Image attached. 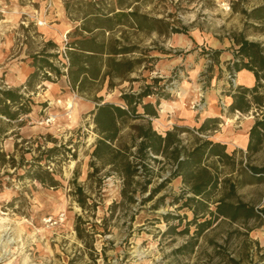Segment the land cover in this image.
<instances>
[{
  "label": "rangeland",
  "instance_id": "rangeland-1",
  "mask_svg": "<svg viewBox=\"0 0 264 264\" xmlns=\"http://www.w3.org/2000/svg\"><path fill=\"white\" fill-rule=\"evenodd\" d=\"M260 4L264 0H0V90L17 89L22 96L6 102L12 119L0 113V151L14 159L0 164V264H226L228 257H244L245 235L234 232L243 231L238 224L217 220L196 234V223L204 218L192 222V211L174 203L185 186L180 177L170 176L174 166L162 155H152L156 160H147L148 172L135 177L142 185L150 179L144 190L139 183L124 187L111 165L95 160L91 153L99 135L93 112L103 102L126 108L121 95L149 84L155 94L141 105L152 101L156 115L147 119L153 129L164 135L179 127L186 145L195 135L210 138L250 125L261 110L230 114L227 95L239 86L232 69L233 61H240L236 40L257 42L264 51V25L242 12ZM93 8L111 14L136 9L161 19L155 25L164 32L126 25L103 32L100 38L138 46L144 60L126 79H115L114 87L104 83L78 92L68 82L64 54L82 13ZM38 53L44 54L34 65ZM49 53L60 75L41 67L40 59ZM135 55L140 54H127ZM258 93L264 96V87ZM214 105L222 114L218 125L204 132L185 125L182 118L190 111L200 115ZM137 109L141 112L140 105ZM141 121L122 124L119 141L130 145L129 125ZM229 151L234 165L219 163L220 176H238L237 197L264 207V180L242 183L240 174L247 165H264V143L255 152L238 146ZM36 174L45 183L34 179ZM249 225L253 264L264 247V218ZM189 242L195 243L192 251L179 250Z\"/></svg>",
  "mask_w": 264,
  "mask_h": 264
},
{
  "label": "trees",
  "instance_id": "trees-1",
  "mask_svg": "<svg viewBox=\"0 0 264 264\" xmlns=\"http://www.w3.org/2000/svg\"><path fill=\"white\" fill-rule=\"evenodd\" d=\"M242 12L248 14L254 22L264 25V4L254 7L249 13L245 10ZM80 20L81 24L74 29V37L67 42L64 54L67 59L68 82L78 92H85L90 85H98L100 89L104 83L108 88L114 87L115 79H126L144 60L141 51H138V46L122 44L116 37L100 38L103 32H111L119 25H126L136 31H157L160 34L164 32L155 25L162 22L161 19L149 17L139 13L136 9L128 12L121 10L111 14V12L101 13L99 9L93 8L84 11ZM236 44L238 47L235 56L239 57L240 61H233L232 69L234 72L241 69L252 71L255 84L251 88L239 85L234 92L229 94L232 101L228 108L246 113L253 107L261 110L260 117L254 120L249 129L246 147L247 151L255 152L264 143V96L258 93V88L264 87V51L257 42L248 41L243 37L236 40ZM136 52L140 55L127 56L129 53ZM38 54L33 55L34 65L40 58L39 56L44 53ZM49 56L53 55L49 53L40 59L41 67L46 66L56 75H60V69L52 64ZM153 94L155 92L152 91V86L146 84L136 94L123 93L121 95L126 108L109 102L95 106L93 122L99 138L94 144L92 157L103 165H111L113 170L122 176L124 187H132L139 183L135 177L140 172L145 171V174L148 172L147 160H156V157L151 159L152 155H162L174 166L170 176L180 177L185 186L181 195L174 199V203L180 202L179 207H187L192 211V222H196L198 217L204 218L203 221L196 223V234L209 228L217 220L238 224L243 231L237 228L234 232L245 235L244 242L247 252L244 257L237 259L228 257L226 264H250L253 260V253L248 251L250 241H248L247 234L252 230L249 222L264 218V207L257 208L237 197L236 187L240 184L238 176L235 179L230 176H220L219 163L234 165V154L228 152L225 144L196 135L192 136V141L186 145L179 137V129H181L179 127L166 131L164 135L156 132L150 119H147L149 116L156 115L153 103L148 101L141 105L145 97ZM0 95L4 102V109H0V113L12 119L14 114L9 111L6 102H18L22 96L17 89L0 90ZM95 98L100 100L102 95H96ZM157 102L158 99H156ZM138 105L141 106V112L137 109ZM140 118L141 122L129 125L131 144L119 141L120 126L125 122ZM217 123L216 119L209 118L198 127V131L210 130ZM133 147L134 150H132ZM0 158V164L10 160L14 161L13 157L10 160L6 159V154L2 151H0ZM44 172L54 184L53 176L47 171ZM240 174L243 178L242 183H248L253 179L264 180V165H247V168H243ZM33 177L45 183V179L40 175L36 174ZM168 180L169 177L152 188L149 198H152ZM139 184L142 185V183ZM148 184H150V179L146 177L142 189H146ZM76 190L81 194L80 188L77 187ZM133 191H135L134 187ZM214 192L219 193L218 197H215ZM186 194L189 195L184 197ZM183 197L184 200L181 201ZM131 199H133L132 195ZM194 244V242H189L181 246L179 250L189 247L192 251ZM257 252L255 253L257 261L253 264H264V247H259Z\"/></svg>",
  "mask_w": 264,
  "mask_h": 264
},
{
  "label": "crops",
  "instance_id": "crops-1",
  "mask_svg": "<svg viewBox=\"0 0 264 264\" xmlns=\"http://www.w3.org/2000/svg\"><path fill=\"white\" fill-rule=\"evenodd\" d=\"M236 75H237V81H238L240 86L251 88L255 84L254 74L250 70L241 69V70L236 72ZM227 100H228L227 106L229 107V105L231 104V101H232V98L229 94L227 95ZM150 102H152V101H150ZM227 111H229L230 114H234L235 112L246 113V112H240L237 109L235 111L230 110L229 108ZM209 118H214V119H216V121L218 123H220V121H221L220 118H222L220 108L216 107L215 105L214 106H207L205 108V111L203 113H201L200 115L199 114L195 115L194 111H190L188 116H186L185 118H182V119L185 122L186 126L199 127L205 120H207ZM253 122L254 121H252V123L250 125L243 127V128L236 130V131L225 132V133L221 132L218 134H212V135H210V138L214 141H218V142L225 144L228 152H230L229 150H233L235 146H238L240 149H245L247 147V143H248L249 129L251 128ZM218 123H217V125H218ZM207 131H209V130H207ZM215 131H217V130H215Z\"/></svg>",
  "mask_w": 264,
  "mask_h": 264
},
{
  "label": "bare ground",
  "instance_id": "bare-ground-1",
  "mask_svg": "<svg viewBox=\"0 0 264 264\" xmlns=\"http://www.w3.org/2000/svg\"><path fill=\"white\" fill-rule=\"evenodd\" d=\"M70 104H71V102L69 101V102H68V107H71V105H70Z\"/></svg>",
  "mask_w": 264,
  "mask_h": 264
}]
</instances>
